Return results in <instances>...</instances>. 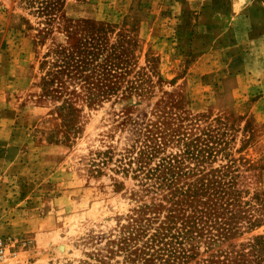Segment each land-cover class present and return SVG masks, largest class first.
<instances>
[{"label":"rangeland","instance_id":"1","mask_svg":"<svg viewBox=\"0 0 264 264\" xmlns=\"http://www.w3.org/2000/svg\"><path fill=\"white\" fill-rule=\"evenodd\" d=\"M0 235L7 264H264V0H0Z\"/></svg>","mask_w":264,"mask_h":264},{"label":"trees","instance_id":"2","mask_svg":"<svg viewBox=\"0 0 264 264\" xmlns=\"http://www.w3.org/2000/svg\"><path fill=\"white\" fill-rule=\"evenodd\" d=\"M171 176L172 178V175H165L164 177L167 178ZM171 219H174V218H171ZM142 226V225H140ZM139 227V225H138ZM167 229H170V228H167ZM136 230H139V229H136ZM144 231V229H143ZM167 230L163 231L158 238L155 237H151L150 236V239L151 241H156V243H151L150 247L149 248H152V250L150 251V255L148 256V258H146V260H152V254H156L160 259L163 257V253H159L160 252V249H163L165 253H167V258H165V261H167L169 259V257L173 256V258H176L180 255L181 251L183 250L182 247H179L177 246L176 244L179 243L180 241H178L177 238H175V234L174 233H171L170 235V238L169 240L165 239V236L167 235ZM156 234V233H155ZM164 240V245H158V242L159 241H162ZM158 245V246H157ZM158 253V254H157Z\"/></svg>","mask_w":264,"mask_h":264},{"label":"built area","instance_id":"3","mask_svg":"<svg viewBox=\"0 0 264 264\" xmlns=\"http://www.w3.org/2000/svg\"><path fill=\"white\" fill-rule=\"evenodd\" d=\"M17 254L11 240L0 235V264H7V259Z\"/></svg>","mask_w":264,"mask_h":264}]
</instances>
